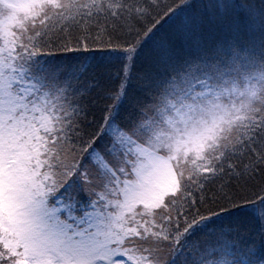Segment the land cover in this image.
Here are the masks:
<instances>
[{
    "label": "snow or ice",
    "instance_id": "1",
    "mask_svg": "<svg viewBox=\"0 0 264 264\" xmlns=\"http://www.w3.org/2000/svg\"><path fill=\"white\" fill-rule=\"evenodd\" d=\"M0 264H264V0H0Z\"/></svg>",
    "mask_w": 264,
    "mask_h": 264
}]
</instances>
